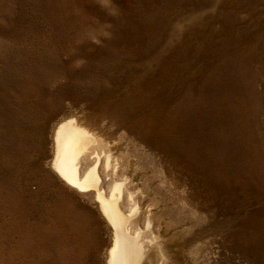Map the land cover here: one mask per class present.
<instances>
[{"label":"rangeland","instance_id":"1","mask_svg":"<svg viewBox=\"0 0 264 264\" xmlns=\"http://www.w3.org/2000/svg\"><path fill=\"white\" fill-rule=\"evenodd\" d=\"M68 115L125 133L176 264H264V0H0V264H107Z\"/></svg>","mask_w":264,"mask_h":264},{"label":"bare ground","instance_id":"2","mask_svg":"<svg viewBox=\"0 0 264 264\" xmlns=\"http://www.w3.org/2000/svg\"><path fill=\"white\" fill-rule=\"evenodd\" d=\"M128 145L125 133L111 136L103 120L62 116L53 130L50 167L97 206L111 235L107 264H176L169 226L153 207L144 206L143 191L133 182Z\"/></svg>","mask_w":264,"mask_h":264}]
</instances>
